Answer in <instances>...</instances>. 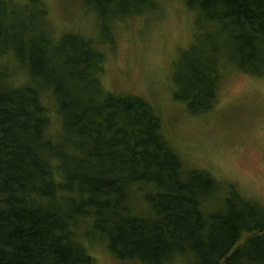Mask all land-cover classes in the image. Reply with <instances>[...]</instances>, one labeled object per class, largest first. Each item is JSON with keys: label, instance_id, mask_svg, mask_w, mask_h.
<instances>
[{"label": "trees", "instance_id": "trees-1", "mask_svg": "<svg viewBox=\"0 0 264 264\" xmlns=\"http://www.w3.org/2000/svg\"><path fill=\"white\" fill-rule=\"evenodd\" d=\"M89 1L104 25L156 8ZM184 2L211 30L178 62L175 98L202 113L218 98L220 58L264 72V0ZM46 17L42 0H0V264H95L85 245L95 238L138 264H264L263 206L187 168L147 99L103 88L95 40L54 37ZM16 70L28 74L18 87ZM45 91L62 119L53 134Z\"/></svg>", "mask_w": 264, "mask_h": 264}, {"label": "rangeland", "instance_id": "rangeland-1", "mask_svg": "<svg viewBox=\"0 0 264 264\" xmlns=\"http://www.w3.org/2000/svg\"><path fill=\"white\" fill-rule=\"evenodd\" d=\"M42 1L54 37L80 34L94 39L103 50L100 78L106 91L137 94L155 107L165 137L187 168L209 171L224 185L221 195L228 194L226 187L233 185L244 198L264 208V72L250 74L220 58L216 103L206 112L192 113L184 101L175 98L176 67L195 49L201 50L211 25L200 28L197 13L184 0H154V10L114 23L108 19L106 25L89 0ZM12 79L18 87L27 83L28 74L16 70ZM42 99L51 116L50 131L56 133L62 120L56 100L46 91ZM263 241L255 240L260 253ZM85 245L95 264H138L120 260L105 240L86 239ZM184 262L175 258L167 264Z\"/></svg>", "mask_w": 264, "mask_h": 264}]
</instances>
